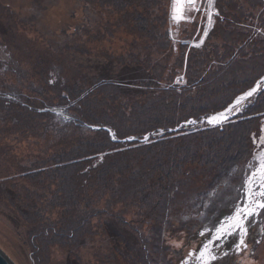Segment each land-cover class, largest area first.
Segmentation results:
<instances>
[{
	"label": "trees",
	"instance_id": "trees-1",
	"mask_svg": "<svg viewBox=\"0 0 264 264\" xmlns=\"http://www.w3.org/2000/svg\"><path fill=\"white\" fill-rule=\"evenodd\" d=\"M82 1L86 16L97 9L106 16L95 30L84 27L89 40L118 28L141 37L145 53L138 54L135 48L129 56H121L120 63L129 57L126 65L143 69L148 79L136 80L142 89L126 95L121 84L85 73V68L66 80L62 76L52 80L58 61L53 54L56 41L44 45L43 49L53 47L47 55H26L28 67L30 63L33 67L23 75L25 85L20 79L16 85L21 87L13 90L16 95L0 97V110L7 112L0 122V140L41 131L40 140L45 138L47 145L34 152L33 164L5 170L0 183L8 184L10 205L30 229L36 264L47 263L53 246L75 247L94 232V218L103 214L117 215L120 222L135 226L142 237L141 260L147 262L145 252L151 248L152 261L160 264L168 249L164 240L153 246V239L142 232L144 225L149 223L155 234L174 206L181 208L180 201L189 195L199 199L255 150L253 139L264 119V84L226 123L184 132L182 127L186 121H201L224 110L264 76V35L235 26L248 9L260 6L258 23L264 29V0H214L218 13L205 44L181 50L173 63L170 0ZM73 48L82 47L63 46L64 51H80ZM154 50L167 54L154 59ZM5 84L0 78L1 89H13ZM60 106L72 115L70 121L55 120V108ZM6 154L0 150V159L4 161ZM129 209L134 213L130 220ZM133 263L140 264L138 255Z\"/></svg>",
	"mask_w": 264,
	"mask_h": 264
},
{
	"label": "rangeland",
	"instance_id": "rangeland-1",
	"mask_svg": "<svg viewBox=\"0 0 264 264\" xmlns=\"http://www.w3.org/2000/svg\"><path fill=\"white\" fill-rule=\"evenodd\" d=\"M198 6L200 9L198 12L189 13L195 17L193 22L177 24L170 18L171 45L174 50L171 56L172 63L176 56H179L181 50L184 49L185 52H188L191 47L200 48L205 44H203L205 33L213 25L218 12L214 0H212L211 7L208 5V0H199ZM209 13L211 14V23L208 19ZM262 13L263 9L260 6L254 10L248 9L246 16L240 19L235 26L243 31L253 32L255 30L260 35H264V29L258 23ZM105 17L98 9L86 16L82 0H43L40 3L35 0H0V78L5 79V85L13 87L11 90L0 88V97L2 93L9 96L16 95L13 90L21 87L16 84H19L21 79L25 85L23 75L27 70H31L32 65L30 63V67H28L26 55L32 57L41 53L47 55L49 49L53 47L51 46L49 49H43V47L44 45L49 46L51 41H56L53 43V54L58 57L57 64L53 67L52 80L58 79L60 76L66 80V76L70 73L83 72L85 68V73L97 74L105 79L115 81L124 87L126 95H135L137 89H142V87L140 88L141 84L135 81L148 79V74L141 68H129L126 65L130 60L129 57L123 64L120 61L121 56H129L135 48L138 49V54L145 53L144 41L139 35H130L121 28H118L113 34L89 40V35L84 34L86 31L84 27L95 30L105 21ZM247 31L245 32L247 33ZM134 42H138L140 45L130 48L129 46ZM65 44H78L82 48H73L80 50L79 52L64 51ZM37 49H39L38 52ZM152 53H154L152 56L154 59H162L167 54L165 52L157 53L156 50ZM107 56L113 58L110 57V59ZM145 56L147 55L144 54ZM20 60L23 62L21 63ZM60 72L62 74H59ZM179 72H183V70L180 69ZM182 76L183 74L178 76V81L182 79ZM253 95L246 97L239 105L233 104L226 119H222L218 123H210L208 118L215 113L201 121L191 119L189 121H195V123L186 121L182 127L183 132L226 123L238 115L239 112L235 109L241 110L253 99ZM56 108H60L64 113L55 111V120L66 122L72 119V115L65 108L61 106ZM227 108L218 111L217 114L226 112ZM6 114L7 112L0 110V122L5 121ZM52 125L54 126L53 122H51ZM53 129L50 131L52 132ZM38 133L40 134L38 135ZM41 134V131H38L30 137L19 136L17 140L14 139V134L1 138L0 150L2 153L5 150L9 154L5 155L7 157L4 161L0 159V175L6 174L8 171L5 170L10 168L17 171L19 168L33 164L35 153L44 150L47 145L45 138L40 140ZM261 136H264V119L261 131L254 136L255 150L248 161L243 162L241 166L229 169L227 177L221 182L215 181L217 183L214 182L212 188L202 194L203 196L201 195L199 199L197 195H189L182 204L180 201L181 208L174 206L163 226L158 228L155 234L154 230L148 228L149 223L144 225L142 232L149 239H153V246L161 244V241L164 240L165 247L168 249L165 262H160V264H166L167 261L169 264H186V262L187 264H197L195 254L211 239L209 232L205 229H213V226L217 225L219 221H223L225 217L231 215L236 206L244 205L245 179L254 170V167L258 166L255 157L260 152H264ZM7 160L9 161L7 162ZM8 187L5 182L0 183V247L15 264H36L29 242L30 229L18 211L11 207ZM19 189L15 190L18 192ZM197 189H201V185H198ZM196 202L197 205L193 206L192 204ZM133 214L129 209L127 219L130 220ZM113 216L112 214H103L101 218L95 217L94 232L84 235L75 247L53 246L46 264H134L133 259L136 255H138L140 264H144V261L141 260L143 255L141 235H138L135 226L124 224L122 221L120 222L117 215ZM136 221L134 224L138 227L139 224ZM245 228L247 231L243 236L244 244L240 245L239 249L236 248L241 239L238 230L227 240L216 241L215 244L210 245L217 256L212 264H264V209H258V214L247 217ZM201 232H205V235L202 236ZM217 244L221 246L216 247ZM150 250L151 248L145 252L147 258L145 264H157L152 261L153 255L149 254Z\"/></svg>",
	"mask_w": 264,
	"mask_h": 264
},
{
	"label": "snow or ice",
	"instance_id": "snow-or-ice-1",
	"mask_svg": "<svg viewBox=\"0 0 264 264\" xmlns=\"http://www.w3.org/2000/svg\"><path fill=\"white\" fill-rule=\"evenodd\" d=\"M199 0H170V18L180 24L181 22H193L195 17L189 15V13L198 12ZM208 5L211 7L212 0H208ZM209 23H211V14L208 15ZM206 34V33H205ZM256 88H252L244 96L238 97L236 104L239 105L246 97H250L256 92ZM231 107L228 111H231ZM237 112L239 108L235 109ZM209 122H220L222 119H226L223 113H219L215 116L209 117ZM189 123H195V121H189ZM262 143H264V136L260 137ZM255 159L258 162V166L254 167V170L246 177L244 182V200L243 206H236L233 213L223 221H219L217 225L213 226V229H205L209 232L211 239L203 245V247L195 254L197 264H212L217 259L210 245L215 244L216 241L227 240L228 237L239 231L241 239L236 248L239 249L240 245L244 244L243 236L246 234L245 220L247 217L258 214V209H264V152H260ZM250 167H252L250 165ZM201 235H205V232H201ZM220 247L221 245H215ZM190 255H192L190 253ZM227 255V253H225ZM187 264V262H186Z\"/></svg>",
	"mask_w": 264,
	"mask_h": 264
},
{
	"label": "water",
	"instance_id": "water-1",
	"mask_svg": "<svg viewBox=\"0 0 264 264\" xmlns=\"http://www.w3.org/2000/svg\"><path fill=\"white\" fill-rule=\"evenodd\" d=\"M263 79H264V77H263L262 79H260V80L257 82V84L255 85L254 88H258L259 85H260V81L263 80ZM249 91H250V90H249ZM249 91H247V92H249ZM247 92H246V93H247ZM244 94H245V93L241 94V95L238 96V97L244 96ZM238 97H237V98H238ZM237 98L235 99V101H234L232 104H230V105L228 106V108L226 109V111H228V109H229L230 107L232 108V105L236 103ZM55 111H56V112H60L61 114L64 113L63 110H61L60 108H55ZM215 115H217V113H216ZM111 134L114 135V132H112ZM0 264H15V263L12 261V259H11V258H10L5 252H4V250H3L1 247H0Z\"/></svg>",
	"mask_w": 264,
	"mask_h": 264
},
{
	"label": "bare ground",
	"instance_id": "bare-ground-1",
	"mask_svg": "<svg viewBox=\"0 0 264 264\" xmlns=\"http://www.w3.org/2000/svg\"><path fill=\"white\" fill-rule=\"evenodd\" d=\"M229 113H230L229 111L223 112L225 117H228Z\"/></svg>",
	"mask_w": 264,
	"mask_h": 264
}]
</instances>
